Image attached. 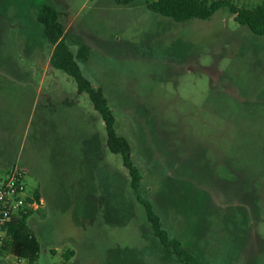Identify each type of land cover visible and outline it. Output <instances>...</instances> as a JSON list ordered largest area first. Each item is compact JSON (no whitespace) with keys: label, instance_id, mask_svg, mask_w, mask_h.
Wrapping results in <instances>:
<instances>
[{"label":"rangeland","instance_id":"374dc122","mask_svg":"<svg viewBox=\"0 0 264 264\" xmlns=\"http://www.w3.org/2000/svg\"><path fill=\"white\" fill-rule=\"evenodd\" d=\"M43 4L57 10L82 74L102 88L141 174L138 193L168 236L197 264H264V36L226 9L175 22L144 3L0 0L14 32L3 44L21 64L35 65L49 46L36 19ZM39 71L26 90H0V179L23 167L26 193L42 196L26 221L40 250L30 261L6 247L0 264H182L153 235L87 94L58 69L62 102L46 120Z\"/></svg>","mask_w":264,"mask_h":264},{"label":"trees","instance_id":"16d2710c","mask_svg":"<svg viewBox=\"0 0 264 264\" xmlns=\"http://www.w3.org/2000/svg\"><path fill=\"white\" fill-rule=\"evenodd\" d=\"M116 4L134 5L144 3L148 10L162 16L169 17L175 22H186L192 19L206 20L220 9H226L233 16V20L239 25L246 26L255 35L264 36V5L253 8L237 7L230 0H114ZM37 21L41 24L43 33L53 47L51 65L63 71L76 83L79 92H85L91 101L95 111L100 115L105 128V143L110 152L121 156L122 164L130 176V187L135 192V199L140 203L150 223L152 233L159 242L172 249L177 259L182 264H197L196 259L176 241L168 236L167 231L161 226L160 218L154 211L151 202L138 193L141 174L131 160V149L128 140L115 131V116L101 87H94L82 74L74 54L68 47L65 38L63 24L59 20L57 10L43 4L39 7ZM34 197L39 198L37 191ZM29 213L22 214L7 227L6 239L1 249L10 247L17 258H26L34 261L40 250V245L27 227ZM72 252L65 254L67 259Z\"/></svg>","mask_w":264,"mask_h":264},{"label":"crops","instance_id":"0c3cea01","mask_svg":"<svg viewBox=\"0 0 264 264\" xmlns=\"http://www.w3.org/2000/svg\"><path fill=\"white\" fill-rule=\"evenodd\" d=\"M11 26L12 25L9 24V22H7V20L3 18L2 15H0V90L3 87L7 86L16 87V89L20 90H26L29 86H31L33 82V73L37 72V70L39 69L40 86L42 88L45 87L46 91L49 90L46 94L47 100H44L43 109L41 111L42 116H44V118H46L47 120L49 113H51V110H54L53 112H55V114L56 112H58L57 108L54 109L53 106L57 105L58 102H62L61 95L63 94V78L62 76L57 74L58 69L54 68L51 65V54L53 47L49 44L46 38L49 46L47 47V50L42 49V52L38 55L39 57H37L38 60H36L35 65L34 61L32 60L27 63L24 62L23 64H21V60L20 62H17V54L14 50H11V46L9 47L8 45L3 44V40L9 41L11 39L9 35L14 34V32H11ZM39 27H41V32L43 33L41 24L39 25ZM8 38L9 40H7ZM18 56L20 57V54ZM29 56L31 57L32 55L30 54ZM51 92L55 93L54 98L48 96V93ZM35 102L36 100L33 103L35 104ZM20 103L24 105L26 101L10 100V106H12V104L13 106L19 105ZM27 105L30 107L32 106V103L27 101ZM21 168L24 169L23 167ZM34 191H37L39 194V191L37 189H35ZM39 198L43 200L42 196L40 195ZM51 252L53 251L51 250ZM3 253L4 249L0 248V255ZM55 254H59V252H55Z\"/></svg>","mask_w":264,"mask_h":264},{"label":"built area","instance_id":"2783aa9c","mask_svg":"<svg viewBox=\"0 0 264 264\" xmlns=\"http://www.w3.org/2000/svg\"><path fill=\"white\" fill-rule=\"evenodd\" d=\"M25 173L21 167L13 166L0 179V248L6 239L8 225L22 214L37 211L43 203L33 193H26Z\"/></svg>","mask_w":264,"mask_h":264}]
</instances>
